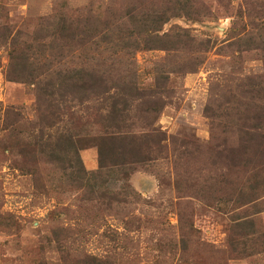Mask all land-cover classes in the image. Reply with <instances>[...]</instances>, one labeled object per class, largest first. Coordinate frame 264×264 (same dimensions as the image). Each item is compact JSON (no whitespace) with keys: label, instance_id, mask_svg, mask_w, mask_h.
Here are the masks:
<instances>
[{"label":"rangeland","instance_id":"1","mask_svg":"<svg viewBox=\"0 0 264 264\" xmlns=\"http://www.w3.org/2000/svg\"><path fill=\"white\" fill-rule=\"evenodd\" d=\"M177 4L160 34L185 30L187 45L130 58L102 42L130 10ZM62 26L97 35L79 46L61 40ZM64 67L112 80L135 72L147 90L169 77L154 123L163 146L134 170L82 184L69 176L37 145L110 129L99 99L38 116L37 82ZM261 87L264 0H0V264H264V170L229 160L241 135L233 122L263 113L249 98ZM133 111L127 124L145 133ZM85 146L81 161L95 171L97 148Z\"/></svg>","mask_w":264,"mask_h":264},{"label":"trees","instance_id":"2","mask_svg":"<svg viewBox=\"0 0 264 264\" xmlns=\"http://www.w3.org/2000/svg\"><path fill=\"white\" fill-rule=\"evenodd\" d=\"M158 8L130 10L126 19L116 27L114 32L111 31L112 36L116 39L112 41L101 36L102 42L118 46L122 54H129L130 58H133L139 50H175L182 44L187 45L188 41H192L185 30L160 34L163 24L172 16H177L182 12H179L181 8L178 4L171 8L167 6ZM93 31L95 29L86 28L79 31L77 28L73 29L72 26H62L60 33L63 38L61 40L69 38L76 40L75 44L83 46L91 41V37L97 35L93 34ZM111 32L108 30L105 33L111 34ZM76 36L80 37L76 38ZM84 36H87V39ZM45 71H49V69ZM107 75L104 70L64 67L55 70L52 76L46 80L37 82L36 99L39 105L37 109L38 116L41 118L48 115L50 111L57 112L67 100L82 104L99 99L107 103L104 108L105 113L102 115L110 129L109 132L90 134L83 138L69 135L64 140L59 138L53 141L52 144L46 142L43 144L42 142L37 145L46 151L52 150L47 152L48 158L52 162H58L61 165L59 168L63 171H70L68 175L81 184L87 180H100L102 172H107V169L116 166L121 165L134 170V164L143 163L147 158L145 154L151 145L160 149L166 140V135H163L154 123L157 120V115L166 105V99L161 95L166 93L169 77L165 75L155 77L153 88L147 90L136 84L135 72L126 73L120 77L116 74L114 76L118 78L115 80ZM249 93L250 99L262 101L263 113L258 115L256 112L253 115H249V112L240 114L238 120L233 122L241 135L238 137L237 150L230 151L229 160L238 167V170L246 165H252L253 168L260 166L264 170V87L251 88ZM50 105L51 108L48 107ZM247 105L249 106L250 103ZM133 108L137 112L138 120L141 121L142 126L147 128L145 133H133L134 123L127 124L126 122L128 116L134 112ZM258 119L259 121L255 122ZM128 129L130 130L128 131ZM254 136H259L263 142L253 150L250 145ZM89 143L97 148L98 168L95 171H88L84 168L79 154L80 149L87 147L85 145H89ZM240 146L241 149L238 150ZM236 160L237 162H235ZM101 184L104 185L105 180ZM96 193V196L99 197H106L107 194L105 190L101 194ZM113 197L116 198L115 195Z\"/></svg>","mask_w":264,"mask_h":264}]
</instances>
